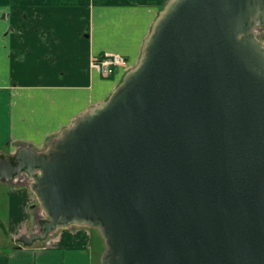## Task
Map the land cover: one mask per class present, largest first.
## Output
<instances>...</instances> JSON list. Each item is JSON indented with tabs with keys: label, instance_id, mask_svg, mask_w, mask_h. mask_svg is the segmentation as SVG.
Returning a JSON list of instances; mask_svg holds the SVG:
<instances>
[{
	"label": "water",
	"instance_id": "1",
	"mask_svg": "<svg viewBox=\"0 0 264 264\" xmlns=\"http://www.w3.org/2000/svg\"><path fill=\"white\" fill-rule=\"evenodd\" d=\"M264 0H168L134 67L43 150L0 152L43 215L19 246L87 226L101 264H264Z\"/></svg>",
	"mask_w": 264,
	"mask_h": 264
},
{
	"label": "crops",
	"instance_id": "2",
	"mask_svg": "<svg viewBox=\"0 0 264 264\" xmlns=\"http://www.w3.org/2000/svg\"><path fill=\"white\" fill-rule=\"evenodd\" d=\"M167 1L0 0V152L21 144L43 150L79 114L107 99L136 65ZM104 52L125 56L129 69L101 75L90 63ZM16 181L0 182L10 185L8 235L14 241L28 202ZM91 232L71 225L31 246L0 249V264H93Z\"/></svg>",
	"mask_w": 264,
	"mask_h": 264
},
{
	"label": "rangeland",
	"instance_id": "3",
	"mask_svg": "<svg viewBox=\"0 0 264 264\" xmlns=\"http://www.w3.org/2000/svg\"><path fill=\"white\" fill-rule=\"evenodd\" d=\"M30 180L25 176L23 180L16 181L17 185L21 188H24L28 191L27 200L25 206V212L27 214V218L19 222L15 227L18 233L21 234H30L37 228V220L42 217L43 212L41 207L39 206V202L35 196V194L31 191L29 187ZM15 183V184H16ZM10 185L0 183V249H7L12 247L18 243H15L13 239H10L8 235L9 229V221H8V190ZM25 192V191H24ZM25 204V203H24ZM21 206L18 207V209ZM19 214V212H18ZM92 233V244H91V259L93 264H101V254L105 248L102 237L99 232L95 229H91ZM18 235L15 236V239ZM38 243V242H35Z\"/></svg>",
	"mask_w": 264,
	"mask_h": 264
},
{
	"label": "built area",
	"instance_id": "4",
	"mask_svg": "<svg viewBox=\"0 0 264 264\" xmlns=\"http://www.w3.org/2000/svg\"><path fill=\"white\" fill-rule=\"evenodd\" d=\"M254 35L258 40H261L257 35L256 27L254 28ZM90 64L91 67L95 68L105 77L109 76L115 68L122 67L125 70L129 69L127 58L119 53L104 52L93 58Z\"/></svg>",
	"mask_w": 264,
	"mask_h": 264
},
{
	"label": "flooded vegetation",
	"instance_id": "5",
	"mask_svg": "<svg viewBox=\"0 0 264 264\" xmlns=\"http://www.w3.org/2000/svg\"><path fill=\"white\" fill-rule=\"evenodd\" d=\"M257 35L261 38V42L264 45V26H256ZM263 35V36H262Z\"/></svg>",
	"mask_w": 264,
	"mask_h": 264
},
{
	"label": "bare ground",
	"instance_id": "6",
	"mask_svg": "<svg viewBox=\"0 0 264 264\" xmlns=\"http://www.w3.org/2000/svg\"><path fill=\"white\" fill-rule=\"evenodd\" d=\"M263 36V35H262Z\"/></svg>",
	"mask_w": 264,
	"mask_h": 264
}]
</instances>
